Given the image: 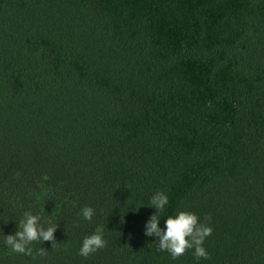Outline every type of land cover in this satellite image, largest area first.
Returning a JSON list of instances; mask_svg holds the SVG:
<instances>
[{
	"label": "trees",
	"instance_id": "16d2710c",
	"mask_svg": "<svg viewBox=\"0 0 264 264\" xmlns=\"http://www.w3.org/2000/svg\"><path fill=\"white\" fill-rule=\"evenodd\" d=\"M158 191L209 259L144 234ZM0 264H264V0H0Z\"/></svg>",
	"mask_w": 264,
	"mask_h": 264
},
{
	"label": "clouds",
	"instance_id": "9594fccd",
	"mask_svg": "<svg viewBox=\"0 0 264 264\" xmlns=\"http://www.w3.org/2000/svg\"><path fill=\"white\" fill-rule=\"evenodd\" d=\"M167 204L168 196L163 192L158 191L151 197L150 205L156 211L147 220L144 234L155 237L158 250L166 251L174 260L184 255L189 249L193 250L192 254L196 260L209 259V253L203 247L206 237L212 233L209 224L200 222L198 216L193 212L179 210L175 215H168L164 219V227L161 228L159 226L160 213L164 211ZM81 213L85 220L91 221L94 210L92 207L86 206L81 209ZM42 219L40 215L25 212L23 217L18 220L15 233L5 235V244L13 252L29 256L33 254V249L30 247L33 242L48 241L51 242V247H55L57 241L54 233L58 225L47 220L42 223ZM205 219L210 221V217ZM44 224L48 226L45 227ZM105 246L103 228L97 227L94 233L83 238L79 255L86 258ZM36 254L45 256L47 249L40 247Z\"/></svg>",
	"mask_w": 264,
	"mask_h": 264
}]
</instances>
